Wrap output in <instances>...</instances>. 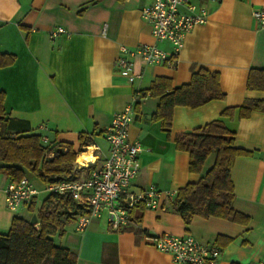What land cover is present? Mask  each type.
Returning <instances> with one entry per match:
<instances>
[{
  "label": "crops",
  "instance_id": "crops-1",
  "mask_svg": "<svg viewBox=\"0 0 264 264\" xmlns=\"http://www.w3.org/2000/svg\"><path fill=\"white\" fill-rule=\"evenodd\" d=\"M194 1L207 9L208 20L187 34L177 67L137 56L133 71L140 76L130 83L117 63L122 44L173 50L168 41L156 43L143 17V8L153 0H0V52L16 55L13 64L0 66V90L6 92L11 117L29 121L49 140L72 142L80 150L77 165L94 157L92 167L108 154L106 131L113 114L136 100L130 138L142 151L131 189L157 186L160 207L145 208L140 222L122 230H114L106 216L93 218L85 231L76 230V221L68 223L55 240L77 253V264H175L169 253L147 243L146 231L191 234L202 243L231 237L228 244H218V264H264V110H253L246 118L238 111L234 117L222 115L246 99L264 100V91L247 86L250 70L264 68V25L253 16L255 8H264V0ZM55 26H64L69 35L51 38ZM200 67L220 72L226 96L198 108L176 106L169 134L152 118L159 99L143 92L161 76L169 77L173 86L188 83ZM217 118L236 132L237 145L251 152L238 156L231 170L234 208L249 221L195 215L186 223L172 202L180 188L202 175L190 170V154L176 147L175 136ZM82 132L90 144H81ZM213 160L211 155L206 167ZM10 181L0 174V232L9 230L16 214L31 215L27 205L17 211L7 206ZM40 194L39 203L45 197Z\"/></svg>",
  "mask_w": 264,
  "mask_h": 264
},
{
  "label": "trees",
  "instance_id": "trees-1",
  "mask_svg": "<svg viewBox=\"0 0 264 264\" xmlns=\"http://www.w3.org/2000/svg\"><path fill=\"white\" fill-rule=\"evenodd\" d=\"M15 60V54L0 52V66L11 65ZM247 86L264 91V68L250 70ZM143 94L159 99L152 118L169 134L176 106L198 108L226 96L220 72L206 67L194 70L191 80L179 86H173L169 77H157ZM5 100L6 92L0 90V174L17 182L23 177L32 179L30 174H34L45 184L79 178L75 163L80 150L72 142L43 141L42 133L34 131L29 121L10 116ZM253 110H264V100L246 99L241 106L227 107L222 115L234 117L238 111L239 117L246 118ZM80 141L82 145H88L91 138L82 132ZM175 144L189 152L190 170L202 177L178 190L172 202L174 211L186 223H190L195 215L247 223L249 217L234 208L231 170L238 156L251 152L237 145L236 132L223 119L217 118L178 133ZM211 155L214 156L213 163L206 167ZM36 199L27 204L29 217L16 214L9 230L0 232V264H77V253L57 243L55 236L64 235L68 223L76 221L79 215L89 214L90 210L75 201L70 193L50 192L41 203ZM144 209L143 204L133 208L132 219L140 222ZM34 213L38 217L37 223L31 222ZM232 240L220 236L218 244L226 245Z\"/></svg>",
  "mask_w": 264,
  "mask_h": 264
},
{
  "label": "built area",
  "instance_id": "built-area-1",
  "mask_svg": "<svg viewBox=\"0 0 264 264\" xmlns=\"http://www.w3.org/2000/svg\"><path fill=\"white\" fill-rule=\"evenodd\" d=\"M142 14L151 24L156 43L168 41L173 45V50H165L157 44H142L137 48L122 44L117 63L128 73L130 83L140 76L133 71L137 56L149 63L177 67L187 34L208 20L207 9L194 0H153L143 8ZM253 16L264 25V8H255ZM62 34L69 35L64 26H55L50 30L53 39ZM135 103L136 100H132L123 110L113 114L106 131L108 154L100 165L90 167L75 163L77 173L87 167L91 168L89 173L75 180L46 184V190L70 193L75 201L90 210L89 214L79 215L76 219L77 231H85L93 218L101 216H106L114 230H122L134 224L132 210L139 204L145 205V208L160 207L162 193L157 186L152 185L139 192L131 189L138 173L137 164L142 151L141 144L130 138ZM42 140L50 141L45 135ZM40 192L29 177H23L19 182L11 180L6 188L7 206L17 211L34 201ZM144 238L148 244L169 253L175 264H218L221 255V247L217 243H202L191 234H157L146 231Z\"/></svg>",
  "mask_w": 264,
  "mask_h": 264
},
{
  "label": "rangeland",
  "instance_id": "rangeland-1",
  "mask_svg": "<svg viewBox=\"0 0 264 264\" xmlns=\"http://www.w3.org/2000/svg\"><path fill=\"white\" fill-rule=\"evenodd\" d=\"M30 177L32 178L35 185L41 190V192H40L41 194H40L39 198L42 199L44 196H47L50 193V191L46 190V188H45L46 184L38 176H36L34 174L33 175L30 174Z\"/></svg>",
  "mask_w": 264,
  "mask_h": 264
},
{
  "label": "bare ground",
  "instance_id": "bare-ground-1",
  "mask_svg": "<svg viewBox=\"0 0 264 264\" xmlns=\"http://www.w3.org/2000/svg\"><path fill=\"white\" fill-rule=\"evenodd\" d=\"M80 160V159H79ZM82 162H85L86 163V165H90V164H93L94 163V161H96V159L94 158V157H84V159L83 160H81ZM89 161H91V162H89Z\"/></svg>",
  "mask_w": 264,
  "mask_h": 264
},
{
  "label": "water",
  "instance_id": "water-1",
  "mask_svg": "<svg viewBox=\"0 0 264 264\" xmlns=\"http://www.w3.org/2000/svg\"><path fill=\"white\" fill-rule=\"evenodd\" d=\"M37 220H38L37 214L34 213L33 216H32V218H31V222L32 223H37Z\"/></svg>",
  "mask_w": 264,
  "mask_h": 264
}]
</instances>
